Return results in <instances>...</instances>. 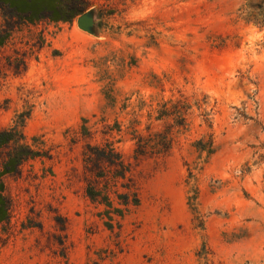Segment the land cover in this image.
<instances>
[{"label":"rangeland","instance_id":"obj_1","mask_svg":"<svg viewBox=\"0 0 264 264\" xmlns=\"http://www.w3.org/2000/svg\"><path fill=\"white\" fill-rule=\"evenodd\" d=\"M90 2L87 29L0 9V132L44 153L4 178L0 264H264V28L246 0ZM178 102L183 122L157 119ZM169 130L170 153L136 163L135 135ZM87 145L128 179H97ZM94 180L128 209L112 228Z\"/></svg>","mask_w":264,"mask_h":264},{"label":"trees","instance_id":"obj_2","mask_svg":"<svg viewBox=\"0 0 264 264\" xmlns=\"http://www.w3.org/2000/svg\"><path fill=\"white\" fill-rule=\"evenodd\" d=\"M90 0H0V9L8 16L19 18L24 23H36L41 20H50L52 22H71L76 18L84 16L91 7ZM240 18L247 24H254L264 28V0H246V4L240 10ZM3 40H0V45ZM180 102L174 104L170 110L162 111L157 117L162 120L166 117L173 116L177 122L184 121V113L181 111ZM84 135L89 133L84 128ZM25 136L22 132L14 129L3 130L0 132V150L13 148L7 154V157L0 164V224L8 221L10 215L9 202L5 196L6 185L4 178L7 175L16 174L27 161L44 157V153L35 150L27 144H21ZM136 148L134 150V160L136 163L145 158H161L167 156L173 148L174 137L172 131L156 132L148 135H135ZM200 150H208L198 142L195 145ZM84 161L89 171L95 175L97 179H109L114 182L126 180L132 171L133 163L125 161L122 154L117 152L110 145L105 147L87 145L84 152ZM100 182L93 181L89 186L87 193L89 198L97 204L104 205V214L108 221L106 226L112 228L115 218L123 219L128 209L114 207L113 201L109 196L107 189L98 187ZM131 202L129 194L122 195L120 200L122 204L128 206L133 204L139 205V199L134 195Z\"/></svg>","mask_w":264,"mask_h":264},{"label":"water","instance_id":"obj_3","mask_svg":"<svg viewBox=\"0 0 264 264\" xmlns=\"http://www.w3.org/2000/svg\"><path fill=\"white\" fill-rule=\"evenodd\" d=\"M78 20H79V26L82 29H87L93 25V20L91 18L87 17L86 14L84 16L80 17Z\"/></svg>","mask_w":264,"mask_h":264}]
</instances>
